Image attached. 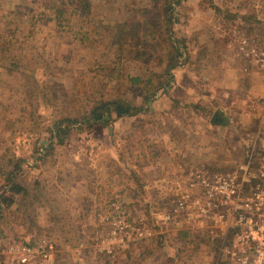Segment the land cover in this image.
Listing matches in <instances>:
<instances>
[{"label":"rangeland","instance_id":"obj_1","mask_svg":"<svg viewBox=\"0 0 264 264\" xmlns=\"http://www.w3.org/2000/svg\"><path fill=\"white\" fill-rule=\"evenodd\" d=\"M62 1L0 0V264L8 246L45 243L56 264H217L218 241L162 220L189 171L230 172L264 143V0L175 5L182 56L165 89L166 54L109 44L151 0H91L88 18L59 20ZM113 99L149 105L55 130ZM120 216L151 237L100 251Z\"/></svg>","mask_w":264,"mask_h":264},{"label":"built area","instance_id":"obj_2","mask_svg":"<svg viewBox=\"0 0 264 264\" xmlns=\"http://www.w3.org/2000/svg\"><path fill=\"white\" fill-rule=\"evenodd\" d=\"M260 147L252 151L247 163L230 172L189 171L162 220L178 231L199 227L218 241L217 264H264V143ZM119 218L100 251L112 254L136 236L142 241L151 237L142 227L132 228L125 216ZM3 255L8 264H56L51 243L8 246Z\"/></svg>","mask_w":264,"mask_h":264},{"label":"trees","instance_id":"obj_3","mask_svg":"<svg viewBox=\"0 0 264 264\" xmlns=\"http://www.w3.org/2000/svg\"><path fill=\"white\" fill-rule=\"evenodd\" d=\"M181 0H151V6L138 10L127 20L117 23L108 30L109 44L113 47L124 49L127 48L134 53V58L144 59L151 56L155 52L166 54L169 62L162 74L167 79L161 83V89H165L170 84L172 78L171 71L178 63V59L182 56L180 50L173 39V25L176 22L174 17V6L180 4ZM72 8L79 13L80 19L88 18L92 12L91 0H64L61 8L56 10L57 19H61L66 10ZM131 83L139 84L143 80L131 78ZM156 93L153 94L154 97ZM149 105V100L145 104V108ZM144 108V109H145ZM143 108L136 107L123 100L113 99L109 101H100L99 104L93 106L82 119L74 120L65 118L62 122L69 123L68 126L55 125V130L59 134H66L71 130V125L95 124L103 121L107 116L115 115L116 118L135 117L138 116ZM10 188L13 192H26L25 188L16 184L10 175ZM188 233L181 235V238H187Z\"/></svg>","mask_w":264,"mask_h":264},{"label":"crops","instance_id":"obj_4","mask_svg":"<svg viewBox=\"0 0 264 264\" xmlns=\"http://www.w3.org/2000/svg\"><path fill=\"white\" fill-rule=\"evenodd\" d=\"M231 88H234L235 86H230Z\"/></svg>","mask_w":264,"mask_h":264}]
</instances>
